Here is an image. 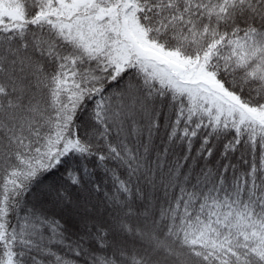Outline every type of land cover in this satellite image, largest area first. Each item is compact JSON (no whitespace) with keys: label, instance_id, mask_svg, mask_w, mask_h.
<instances>
[{"label":"trees","instance_id":"obj_1","mask_svg":"<svg viewBox=\"0 0 264 264\" xmlns=\"http://www.w3.org/2000/svg\"><path fill=\"white\" fill-rule=\"evenodd\" d=\"M106 1L0 5V264H264V127L122 62ZM129 3L264 111V0Z\"/></svg>","mask_w":264,"mask_h":264},{"label":"rangeland","instance_id":"obj_2","mask_svg":"<svg viewBox=\"0 0 264 264\" xmlns=\"http://www.w3.org/2000/svg\"><path fill=\"white\" fill-rule=\"evenodd\" d=\"M9 2L10 0H0L1 9L8 10L4 13L14 17L17 12ZM116 2L118 4L115 8ZM108 7L114 8L115 15L105 23L103 37L108 36V30H111L109 26L117 30L118 42L113 53L122 62L138 60L171 87L206 102L219 116L237 123H252L264 127V111L241 103L205 69L201 60L180 56L149 41L132 13L129 0H116L113 6ZM106 11L107 9H103L101 12ZM75 145L72 140L65 139L60 149ZM3 264H14V260L7 258Z\"/></svg>","mask_w":264,"mask_h":264}]
</instances>
